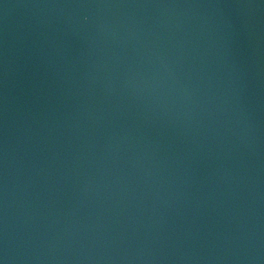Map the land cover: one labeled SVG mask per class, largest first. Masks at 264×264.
<instances>
[{"label":"water","instance_id":"obj_1","mask_svg":"<svg viewBox=\"0 0 264 264\" xmlns=\"http://www.w3.org/2000/svg\"><path fill=\"white\" fill-rule=\"evenodd\" d=\"M0 264H264V0H0Z\"/></svg>","mask_w":264,"mask_h":264}]
</instances>
